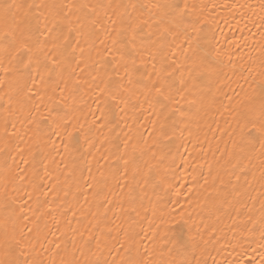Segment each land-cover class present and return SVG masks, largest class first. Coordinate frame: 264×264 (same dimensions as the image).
<instances>
[{"label":"bare ground","instance_id":"1","mask_svg":"<svg viewBox=\"0 0 264 264\" xmlns=\"http://www.w3.org/2000/svg\"><path fill=\"white\" fill-rule=\"evenodd\" d=\"M25 2L35 5L37 12L47 13L50 5H92L98 0ZM123 2L151 5L160 0ZM188 2L203 6L198 11L202 10L210 21L207 27L219 54L222 74L214 102L194 111L187 125L181 126L183 135L169 141L170 147L160 166L165 178L162 185L149 187L146 194L135 188L136 199L130 200L125 187L126 179L134 187L130 178L124 177L123 171L119 175L111 173L108 165L114 161L105 164L106 155L116 147L122 150L125 143L137 139L150 142L148 134L156 117L146 104L135 113L129 112L127 117L117 116L111 130L92 124L96 109L86 108L84 116L91 127L93 147L86 149L81 142L77 151L66 153L59 144L55 148L49 145L36 160L34 177L29 141L32 133L14 100L8 133L11 135L15 130L16 135L11 137L8 153L0 151V198L5 192L15 196L16 207L23 209L20 214L28 218L27 226L38 228L40 233L39 243L33 241L34 248L15 252L14 258L21 264L25 261L31 264L33 259L43 264H48L49 259L58 261L64 257L66 243L70 258L74 231H83L97 220L103 232L107 264H124L129 259L143 264H264V151L260 147L264 141L258 134L251 145L244 140L250 135L245 128L249 99L264 88V0ZM66 11L81 15L87 9L73 7ZM0 81H4V87H0L2 148L6 93L15 94L2 71ZM36 89L43 92L39 81ZM26 103L35 106L40 100L37 97ZM5 164L11 174L6 173ZM25 168L28 179L14 182L19 184L14 193L6 176L23 174ZM99 171L105 175L100 177ZM29 193L31 199L25 204ZM50 204L76 210L77 215L73 217L71 211L49 215ZM177 221L183 224L180 245L175 243L174 236L180 227ZM57 243L61 244L60 249L55 248ZM75 257L81 264L89 258L79 253ZM3 258L0 249V259Z\"/></svg>","mask_w":264,"mask_h":264},{"label":"snow or ice","instance_id":"2","mask_svg":"<svg viewBox=\"0 0 264 264\" xmlns=\"http://www.w3.org/2000/svg\"><path fill=\"white\" fill-rule=\"evenodd\" d=\"M73 7L87 12L76 15L66 11ZM48 8L43 13L25 0H0V71L11 81L15 94L6 93L5 135L0 151L8 153L11 137L16 135L15 130L8 133L14 100L32 133L29 141L34 177L36 160L49 145L55 148L59 144L66 153L77 151L81 142L86 149L93 147L91 127L84 116L86 108L96 109L92 124L111 130L117 116L127 117L146 104L156 117L148 134L150 142L129 141L122 150L116 147L105 157V164L114 161L108 165L113 175L123 171L124 177L130 178L134 187L129 186L128 179L125 187L130 200H135V188L146 194L149 187L165 182L160 166L169 141L183 135L181 126L187 125L194 111L214 102L222 66L207 27L210 21L202 10L198 11L203 6L188 0H160L151 5L98 0L92 5ZM37 81L43 92L37 91ZM0 87H4V81H0ZM37 97L38 105L26 103ZM246 117L245 128L250 135L244 137L245 142L251 145L257 134L264 141V88L249 99ZM260 147L264 151V142ZM3 167L11 174L6 164ZM27 171L25 168L23 174L6 176L14 193L19 188L14 182H25ZM98 174L103 177L105 172ZM91 186H95V181ZM28 199L30 193L23 203ZM16 203L15 196L10 197L7 192L0 198V249L4 252L0 264H21L14 258L15 252L34 248L33 241L39 243L38 228L27 226L28 218L20 214L23 209L17 208ZM65 211H71L73 217L77 215L76 210L67 207L48 206L49 215ZM176 223L180 227L174 233L175 243L180 245L183 224ZM102 239L97 220L83 231H74L70 258L66 243L64 257L58 261L49 259L48 264H81L75 253L81 257L87 254L89 258L83 264H107ZM55 248L60 249L61 244ZM31 264L43 261L33 259ZM124 264L143 262L129 259Z\"/></svg>","mask_w":264,"mask_h":264}]
</instances>
